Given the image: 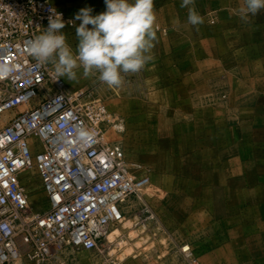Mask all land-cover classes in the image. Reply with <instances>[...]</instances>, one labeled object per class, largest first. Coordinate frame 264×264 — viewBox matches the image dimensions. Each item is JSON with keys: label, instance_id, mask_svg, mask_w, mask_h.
Instances as JSON below:
<instances>
[{"label": "built area", "instance_id": "2783aa9c", "mask_svg": "<svg viewBox=\"0 0 264 264\" xmlns=\"http://www.w3.org/2000/svg\"><path fill=\"white\" fill-rule=\"evenodd\" d=\"M52 12L71 19L52 0H0V60L18 66L0 79V264H53L69 247L98 249L133 197L150 212L148 177L134 175L121 144L106 139V104L86 101L88 90H68L52 64L39 65L28 52ZM31 170L48 200L44 212L33 211L22 183ZM182 252L190 257V246Z\"/></svg>", "mask_w": 264, "mask_h": 264}, {"label": "crops", "instance_id": "0c3cea01", "mask_svg": "<svg viewBox=\"0 0 264 264\" xmlns=\"http://www.w3.org/2000/svg\"><path fill=\"white\" fill-rule=\"evenodd\" d=\"M52 2L71 19L86 6L93 8V14L106 10L105 0ZM182 2L154 0L157 36L146 55L153 54L159 42L169 57L192 47L198 61L208 57L214 66L201 71L193 89L185 87L187 77L180 72L175 76L177 83L164 89L166 109L179 112L175 141L186 148L179 152L183 165L169 171L166 181L156 182L158 187L150 181L163 192L160 199L169 212V217L160 219L170 233L185 229L180 245H189L191 257L203 264H264V9L242 19L239 10L245 0H193L187 7ZM191 9L203 23H189ZM62 31L76 48L75 28L66 25ZM233 62L240 64L242 78L257 80L247 92L257 95L247 108L252 116L237 125L232 102L205 104L201 98L209 95L212 81L219 72L223 75L231 69ZM246 63L257 64L251 74L241 67ZM183 205L190 206L185 217L180 216ZM178 251L184 254L180 247Z\"/></svg>", "mask_w": 264, "mask_h": 264}, {"label": "rangeland", "instance_id": "374dc122", "mask_svg": "<svg viewBox=\"0 0 264 264\" xmlns=\"http://www.w3.org/2000/svg\"><path fill=\"white\" fill-rule=\"evenodd\" d=\"M75 49L73 48L74 52ZM256 65L246 63L241 67L251 74ZM213 66L208 57L198 61L193 56L192 47H187L183 54L169 57L159 42L138 73L122 74L123 83L120 87L109 88L102 85L98 80L99 73L84 76L82 67L76 70V80L68 81L63 77L68 90H88L91 95L87 93L86 101L106 104L111 115L110 121L104 126L106 139L121 144L124 157L134 175L148 177L149 185L144 190V197L150 212H146L145 204L138 198H131L125 204L127 213L124 220L111 225L106 240L98 249L90 251L69 247L58 255L53 264H192L193 257L178 251L179 247L181 251L184 247L180 245V240L181 236L184 237L185 229L170 233L165 230L160 219L169 217V212L162 204L160 198L163 192L156 189V182L166 181L169 171H175L178 166L183 165L179 160V152L186 148L185 143L175 141L178 138L175 123L179 112L166 109L168 97L164 89L177 83L175 76L179 72L187 77L185 87L193 89L200 82L201 71H209ZM239 66L240 64L233 62L231 69L223 75H219V72L212 81L211 92H207L209 95L201 96L205 104L232 102L235 108V125L242 122V119L248 121L251 118L252 111L247 108L257 98V95L247 93L253 90L257 80L252 77L242 78ZM221 69L222 66L219 65V70ZM11 116L6 114L3 118L8 120ZM244 130L246 134V129ZM188 145L195 147L196 144ZM150 181L156 187L150 185ZM22 183L30 195L33 211H46L48 200L38 172L25 171ZM180 210V216L185 217L190 206L183 205ZM178 213L177 211L176 214ZM176 225L180 228L181 224ZM19 264L38 263L24 260Z\"/></svg>", "mask_w": 264, "mask_h": 264}, {"label": "clouds", "instance_id": "9594fccd", "mask_svg": "<svg viewBox=\"0 0 264 264\" xmlns=\"http://www.w3.org/2000/svg\"><path fill=\"white\" fill-rule=\"evenodd\" d=\"M191 3L193 0H183L182 7ZM105 4L106 10L98 14H93L92 7H83L68 21L62 13L52 12L46 29L29 42V54L39 65L52 64L54 76L59 79L76 80V70L82 67L84 76L99 73L102 85L120 87L122 74L138 73L150 59L146 54L157 36L154 0H105ZM261 9L264 0H245L239 14L246 19ZM188 21L193 26L203 23L195 9L189 11ZM66 24L75 28L78 40L75 52L62 31ZM17 67L0 60V79L9 77ZM88 135L87 131L80 132L82 139Z\"/></svg>", "mask_w": 264, "mask_h": 264}]
</instances>
